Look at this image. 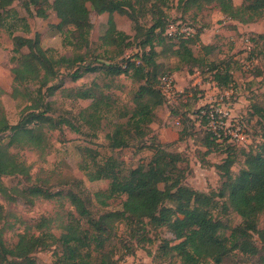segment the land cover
<instances>
[{"label": "rangeland", "instance_id": "rangeland-1", "mask_svg": "<svg viewBox=\"0 0 264 264\" xmlns=\"http://www.w3.org/2000/svg\"><path fill=\"white\" fill-rule=\"evenodd\" d=\"M36 2L13 0L9 6L0 7L3 15L0 26V106L8 122L13 125L19 121L26 105L34 99H42L50 103L47 115L55 123L53 128L43 129L48 141L45 151L19 145L9 148L29 166L31 179L26 181L21 175L1 178L8 193L14 196L11 199L0 192V227L5 245L14 247L18 234L24 231L38 234L33 224L41 216L51 219L48 230L58 236L62 224L71 220V214L77 217L67 192L82 198L93 218L104 211L121 209L124 195L107 199L106 206L100 204L95 192L106 189L109 181L89 180L80 168V162H91L96 157L106 169H119L125 174L131 168L146 164L161 145L181 154L183 161L179 166L184 171V182L193 189L211 195L217 202L213 216L224 223L226 229L223 233L229 235L230 229L240 223L241 218L232 208L223 205L227 198L226 194L222 195L225 191V173L220 165L231 154L233 161L229 170L232 176L237 175L244 166V146H206L204 126L186 118L194 117L193 113L199 107L209 106L221 112L222 120L230 130L240 128L237 133L246 147L264 139V36L260 37L264 34V11L256 19L242 23L228 20L215 1L197 0L185 5L183 0H168L163 6L162 18L167 21L182 18L192 23L199 30V40L190 45L193 53L207 60L225 61L230 67L232 81L227 87H215L206 68L188 70L170 51L155 45L157 55L154 57V68L157 69V76L162 72L171 74L169 86L163 89V100L150 109L157 121L150 124L149 134L142 141L133 139L128 146L113 149L108 144L107 136L118 123L125 125L134 107L135 92L144 81L133 77L131 70L113 75L101 65L104 59L119 61L121 58L117 56L118 48L105 45L101 40L107 29L109 14L90 9L92 28L85 61L93 69L74 81L70 79L67 69H61L58 79L52 81H61L60 87L54 94L47 95L46 87H40L38 81H25L17 86L12 81L11 68L16 65L12 51L13 36L32 38L47 50V55L53 57L70 56L75 52L65 37L67 33L55 27L59 22L55 12L48 8L46 16H40L41 7L45 5L42 0ZM232 2L239 6L247 1ZM155 15L150 11L142 14L137 9L135 22L134 17L128 14L112 13L116 27L128 34L132 43L124 51V57L142 52L135 43L145 38V29L153 22ZM136 24L139 26L137 33ZM203 44L208 45L209 53L205 54ZM145 49L148 50V46ZM20 50L26 52L27 48ZM95 85L99 87L97 95H103L99 116L93 118L87 115L84 119L80 111L89 106L91 99L76 98L75 93L79 89L94 88ZM14 86L18 91L17 95L12 96ZM8 133H1L0 136L5 137ZM4 140L7 141V138ZM31 183L55 192L54 196L49 199L31 197V201L30 197L17 195V188ZM80 223L83 227L89 226L85 219H81ZM257 227L264 228V210L257 216ZM143 228L136 232L134 225L118 222L106 240L103 252L119 258L120 264H180L174 253L164 254L158 248L161 239L173 238L167 227L146 225ZM144 234L149 240H143ZM251 242L257 246V253L231 252L223 264H264V247L257 234L252 233ZM58 254L60 248L53 244L35 251L32 256L35 264H59Z\"/></svg>", "mask_w": 264, "mask_h": 264}, {"label": "trees", "instance_id": "trees-1", "mask_svg": "<svg viewBox=\"0 0 264 264\" xmlns=\"http://www.w3.org/2000/svg\"><path fill=\"white\" fill-rule=\"evenodd\" d=\"M12 1L0 0V7L5 8ZM167 1L42 0L45 6L41 7L39 15L46 16L48 8L55 12L59 19L55 27L67 33L65 37L69 39L68 43L75 52L70 56L53 57L47 55V50L32 38L13 36L12 51L16 60V65L11 68L13 83L17 86L25 81H38L40 87H46L47 95H52L60 87L61 81H52L58 79L61 69H67L73 81L84 72L91 71L92 66L85 61L92 28L90 9L97 13L107 12V29L101 40L105 45L118 48L117 56L121 58L119 61H114L113 58L104 59L101 65L107 73L113 75L131 70L133 77L144 81L135 92L134 107L125 125L118 123L113 127L107 136L108 144L111 148L118 149L128 146L133 139L142 141L149 134L150 124L157 121L150 109L152 105L163 100V79L171 77L170 73L164 72L157 76V69L154 68V57L157 55L155 45L161 46L164 51H170L188 70L206 68L205 71L211 73V81L220 87H227L232 81L230 67L225 61L207 60L204 56L193 53L190 45L199 40V30L192 23L185 22L182 18L168 21L162 18L163 6ZM183 1L188 5L197 0ZM205 1H215L228 20L242 23L256 19L264 11V0H246L247 2H242L239 6L234 5L232 0ZM137 9L141 10L142 14L150 11L156 14L154 17L157 18L153 17V22L145 29V38L135 43L142 52L124 57V51L132 45L130 36L116 27L111 15L113 12L125 13L135 20ZM2 16L0 12V26ZM185 26L192 30L182 32L181 28ZM138 28L136 24V33ZM263 36L264 34L260 35ZM147 46L148 50L145 49ZM22 47H26L27 51L21 52ZM202 49L205 54L209 53L207 44H203ZM16 86L12 87V96L17 95ZM97 88L99 87L95 85L94 88L79 89L75 93L76 98L91 99L89 106L80 111L84 119L87 115L93 118L99 116V104L103 102V95H97ZM49 109V102L34 99L25 106L19 121L12 125L0 106V134L9 132L5 136L7 141L4 136H0V192L4 196L14 198L1 181L3 176L21 175L26 181L31 179L29 166L19 160L9 148L19 145L45 151L48 141L43 129L53 128L55 124L47 115ZM212 111L209 106H202L193 113L194 117L186 119L192 123L198 121L204 126L206 146L237 145L223 134L220 139L216 137L209 126L208 115ZM85 112L86 115L83 116ZM157 141L161 140L158 138ZM242 149L244 166L237 175L232 176L229 170L233 161L231 154H228L220 165L225 173V191L222 195L226 194L227 198L223 205L232 208L241 218L240 223L230 229L229 235L223 233L226 229L224 223L213 216L217 202L211 195L193 189L184 182V171L179 166L183 161L181 154L167 150L161 145L146 164L131 168L125 174L119 169H106L98 163L96 157H93L91 162L82 160L80 168L89 180L109 181L106 189L95 192L100 204L106 206L107 199L124 195L122 208L104 211L97 218H93L84 200L73 192H67L77 217L71 214V220L62 224V231L58 236L48 230L51 219L41 216L33 224L39 231L38 234L28 231L19 233L14 247L8 248L2 239L0 227V264H35L32 254L53 244L60 248L57 258L59 264H120L119 258L103 252L105 242L118 222L134 225L136 232L143 230L146 225L167 227L173 238L161 239L158 248L164 254L174 253L180 264H223L225 257L231 252L253 255L257 253V246L251 242L252 233L258 235L264 247V228L257 227V216L264 210V139L258 140L257 144L254 142L247 147L245 145ZM16 193L30 197L32 201L31 197L49 199L55 192L31 183L26 187L17 188ZM1 217L0 209V219ZM81 219H85L89 226L83 227ZM147 239L144 234L143 240Z\"/></svg>", "mask_w": 264, "mask_h": 264}, {"label": "built area", "instance_id": "built-area-1", "mask_svg": "<svg viewBox=\"0 0 264 264\" xmlns=\"http://www.w3.org/2000/svg\"><path fill=\"white\" fill-rule=\"evenodd\" d=\"M172 29H170L171 32ZM192 29L189 26H185L181 28L182 32H189ZM170 83V78H164L163 79V89H166L169 86ZM212 85L217 87V84L212 81ZM165 86V87H164ZM221 112H217V110H215L213 108L212 113L210 112L208 115L209 118V126L210 128L213 130L214 134L216 135V137L218 139L221 138V135L223 134V136H227L229 140L235 142L237 145H243L245 146V144L242 141V137L240 134H238L237 132L240 131V128H238L235 131L230 130L223 122L222 120V116L220 114ZM244 133V130H241ZM239 132V133H242Z\"/></svg>", "mask_w": 264, "mask_h": 264}]
</instances>
